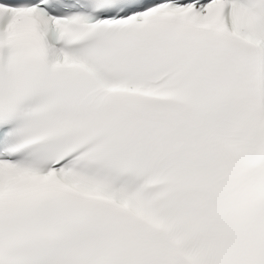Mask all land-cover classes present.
I'll list each match as a JSON object with an SVG mask.
<instances>
[{
  "label": "snow or ice",
  "instance_id": "obj_1",
  "mask_svg": "<svg viewBox=\"0 0 264 264\" xmlns=\"http://www.w3.org/2000/svg\"><path fill=\"white\" fill-rule=\"evenodd\" d=\"M0 264H264V0H0Z\"/></svg>",
  "mask_w": 264,
  "mask_h": 264
}]
</instances>
